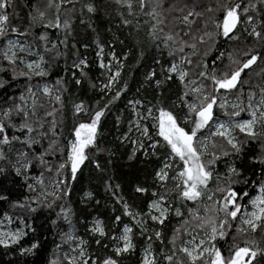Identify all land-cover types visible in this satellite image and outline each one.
I'll list each match as a JSON object with an SVG mask.
<instances>
[{"label": "snow or ice", "instance_id": "1", "mask_svg": "<svg viewBox=\"0 0 264 264\" xmlns=\"http://www.w3.org/2000/svg\"><path fill=\"white\" fill-rule=\"evenodd\" d=\"M68 4L72 10L80 4L79 23L96 34L99 67L108 72L98 99L80 95L84 84L97 85L77 47L75 21L61 15ZM109 6L140 59L148 48L159 65V73H145V96L127 102L128 133L116 137L133 145L128 161L137 153L159 161L151 184L135 183L125 199L108 178L105 191L123 210L113 226L123 217L132 222L116 234L103 220L88 227L89 216L78 215L77 203L81 213L101 203L91 191L79 202L72 194L88 165L105 171L101 153L115 155L102 135L128 90L126 83L115 87L124 65L111 49L115 72L103 62L96 0H36L26 18L14 0H0V256L11 254L9 264H36L40 257L41 264H126L139 237L137 264H264V68L254 84L248 71L264 64V0H110ZM49 29L58 30L55 41ZM61 61L64 76L52 82ZM173 84L179 91L169 100ZM141 197L145 209L136 203Z\"/></svg>", "mask_w": 264, "mask_h": 264}, {"label": "trees", "instance_id": "2", "mask_svg": "<svg viewBox=\"0 0 264 264\" xmlns=\"http://www.w3.org/2000/svg\"><path fill=\"white\" fill-rule=\"evenodd\" d=\"M60 0H57L59 3ZM83 2V0H81ZM36 0H14L15 12L19 14L20 17L26 18L29 12V5H34ZM99 11L93 17L95 27L99 32V37L104 47L103 61L105 64H108L109 61V50L115 52L117 57H120V62L124 65L121 70V77L119 78L120 83L115 85V87H122L125 83L128 86L127 92H125L119 101H117L113 106L110 113L107 116V122L103 125V135L102 139L104 141V147L111 149L115 155L111 158L106 152L101 153L97 160L101 163L105 171L101 172L95 169V165H88L83 170V176L80 177L79 182L74 185V192L72 194V200L79 202L83 198L85 192L91 191L94 193L96 198L100 199L101 203L98 206H94L90 211L80 212L79 203H77V212L78 215H88V227L90 222L99 218L105 222L109 229L112 230V234L118 233L123 226L124 222L131 224L132 222L128 217H123L121 225L118 227L113 226L112 217L115 215H121L122 208L119 203L116 202L115 198L112 196L111 192L105 191L104 185L108 182V178L111 177V183L113 185H120V191L118 194H121L127 199L133 191L134 185L137 182L151 184V175L158 165L159 161L155 158L147 159L142 153H137V158L134 161H128L127 156L131 152L133 147L132 144L121 145L120 142L116 139L117 136H120L124 132V126L126 121L129 119L130 113L127 111V102L133 99L142 98L145 96L146 90L142 87L144 83L145 73L150 71L152 68L157 70L159 73V65L154 63L153 57L155 52L148 48H145V55L143 59H140L139 49L137 48L133 38L128 36L127 30L118 28V17L115 10L110 7V0H96ZM68 11L65 12L64 9L61 11V15H67L71 17L75 23L74 27V36L78 41L77 47L79 48L80 54L85 56L90 64V67L86 69L89 74V78L93 83L97 85L96 89H89L87 83L82 86L83 91L80 93L81 96H84L88 99H98L102 95L99 92V88L102 87L103 83L107 82V71L106 69H101L99 67V58L97 52L99 51L94 43L95 33L87 27V25H82L79 23V14H80V4L76 5L75 10H72V5H66ZM11 12L12 9H9ZM15 23H20V21H14ZM143 18H141V23ZM111 28V32L107 29ZM51 38L55 41L56 36L59 34L56 29L48 30ZM115 36H119L120 39L124 40L125 43L121 44L114 39ZM143 33L141 32V36ZM75 42V41H74ZM87 43L88 47L85 48L83 45ZM255 43L254 41H249L250 46ZM115 44V47H113ZM259 49V45H256ZM131 49V52L129 51ZM124 54H128V59L125 61L122 59ZM75 57H71L74 59ZM71 59L68 63L71 64ZM259 64V62H258ZM112 67H114L112 63ZM117 67V65H115ZM261 68H264V64H259V66H254L255 71L248 70L250 72V79L252 83H256L260 77L257 75L261 71ZM64 64L61 61L58 68L54 69L53 74L48 78L50 81L54 82L57 74L64 76ZM3 74L0 73V76ZM70 75V73H69ZM67 78V77H65ZM19 87V86H18ZM17 89H12L11 91H16ZM179 91L176 84H173L171 89L168 90L169 100L176 99V94ZM5 95L4 90L0 89V97ZM150 95V93H149ZM234 98L229 97V100L233 101ZM117 116H120L121 122L119 128L114 127L116 123ZM70 117V113H69ZM71 121L69 119V125ZM122 132V133H121ZM111 159V163H108ZM24 194H27V190L21 189ZM147 197H141L140 200L136 203L140 206L141 209H145V201ZM129 203H132L129 200ZM5 208L7 206L5 205ZM43 222V218L40 221H37V226ZM151 223V222H149ZM173 223H175V218H173ZM138 231V229H136ZM165 232L170 235L171 226L165 229ZM79 234L84 236L86 239L89 238V234L85 232L83 225L79 226ZM58 242V241H57ZM137 244V253L128 257L126 264H137L140 249L144 244L142 238H136ZM45 248L51 249L54 247L53 244V235H48L46 241H44ZM93 248L96 246L93 244ZM156 248H159V242L155 245ZM2 251V249H0ZM9 256H0V264H9ZM43 257L36 258V264H41Z\"/></svg>", "mask_w": 264, "mask_h": 264}, {"label": "rangeland", "instance_id": "3", "mask_svg": "<svg viewBox=\"0 0 264 264\" xmlns=\"http://www.w3.org/2000/svg\"><path fill=\"white\" fill-rule=\"evenodd\" d=\"M98 53V52H97ZM98 58H99V60H100V57L98 56ZM98 60V61H99ZM109 61L110 62H112L111 61V56L109 55ZM104 62V61H103ZM99 63V62H98ZM113 63V65H114V67H112V71H113V73L115 72V70H116V67H115V65H116V63L115 62H112ZM107 71V70H106ZM107 74H108V72H107ZM230 102H232V100H229ZM127 111L130 113V116L129 117H132L133 116V114L131 113V111H130V105L127 103ZM242 116H245L246 117V114H244V113H242ZM133 119H134V117H133ZM239 119V118H238ZM128 121H129V119L126 121V123H125V126H124V134H127L128 133ZM122 133V132H121ZM138 133H136L135 131H133L132 133H131V138L132 139H135L136 138V135H137ZM91 225H92V221L90 222V224H89V227H91ZM120 231H122V229L120 230ZM119 231V232H120Z\"/></svg>", "mask_w": 264, "mask_h": 264}]
</instances>
